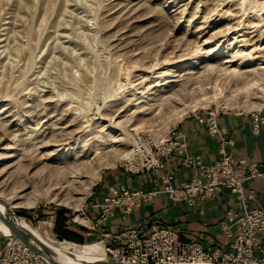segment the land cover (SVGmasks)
<instances>
[{
	"label": "rangeland",
	"instance_id": "1",
	"mask_svg": "<svg viewBox=\"0 0 264 264\" xmlns=\"http://www.w3.org/2000/svg\"><path fill=\"white\" fill-rule=\"evenodd\" d=\"M263 104L264 0H0V188L28 194L13 218L91 256L108 239H60L57 212L82 234L104 174L194 113Z\"/></svg>",
	"mask_w": 264,
	"mask_h": 264
},
{
	"label": "built area",
	"instance_id": "2",
	"mask_svg": "<svg viewBox=\"0 0 264 264\" xmlns=\"http://www.w3.org/2000/svg\"><path fill=\"white\" fill-rule=\"evenodd\" d=\"M220 112L192 114V118L205 125L207 132L221 136L217 124ZM254 133L264 131V104L248 112ZM181 157V165L194 170L189 181L179 188L184 192L189 205L210 199L222 190L232 193L239 209H227L219 221L223 236L218 245L203 246L194 237L181 239L177 228L154 222L148 228L128 226L112 236L104 231L105 239L114 238L117 244L104 245V259H114L127 264H264V208L249 206L255 199L254 189L248 184L254 180L264 183V163L236 159L223 153L216 161L206 163L187 149L186 135L173 128L165 141L150 153V160L139 169L140 173L162 169L173 156ZM173 174L167 171L161 176L164 192L173 195ZM158 190H129L123 185L111 187L98 204L99 222L105 223L117 207L130 213L145 202L152 201ZM88 219V217L85 215ZM90 224V220L88 219ZM91 231L97 227L88 225ZM0 264H43L21 241L0 232Z\"/></svg>",
	"mask_w": 264,
	"mask_h": 264
},
{
	"label": "crops",
	"instance_id": "3",
	"mask_svg": "<svg viewBox=\"0 0 264 264\" xmlns=\"http://www.w3.org/2000/svg\"><path fill=\"white\" fill-rule=\"evenodd\" d=\"M217 124L221 131L220 137L210 135L205 125L192 117L182 121L177 129L185 133L188 151L206 163L220 159L223 153L240 160L264 163V131L257 134L252 131L248 113L222 111L217 115ZM180 161L181 157L173 155L162 169L140 173L114 170L104 174L95 184L85 205V215L90 224L97 225L96 229L91 231L89 226L85 225L82 227V234L77 231L78 227L71 231L82 238L83 234L94 233L101 237L100 234L104 231L115 236L128 226L137 225L146 229L150 224L158 222L177 228L181 239L194 237L203 246L218 245L223 239L219 231V221L227 209H239L240 205L235 196L227 190L220 191L213 198L189 205L179 186L182 182L190 180L194 170L182 166ZM167 171L173 174L171 185L176 189L173 195L162 191L164 185L161 176ZM248 184L255 193V199L249 202V206L264 208V183L254 180ZM118 185H123L129 190L159 192L152 201L141 204L130 213H124L121 207H117L108 221L101 223L98 219V204L111 187ZM107 242L117 244L114 238L108 239Z\"/></svg>",
	"mask_w": 264,
	"mask_h": 264
},
{
	"label": "bare ground",
	"instance_id": "4",
	"mask_svg": "<svg viewBox=\"0 0 264 264\" xmlns=\"http://www.w3.org/2000/svg\"><path fill=\"white\" fill-rule=\"evenodd\" d=\"M228 62H230V60H228ZM251 70H253V68L245 70L244 73H247ZM111 128H114V127H111ZM75 135L76 133H73L69 139L67 138L65 140H56L55 142L52 141L54 144H52L51 146H53L54 149L48 155L49 156L59 155V152L61 151V149H63V147L66 146L71 141L70 139L73 138ZM113 141L115 140L113 139ZM54 159H56V157ZM58 163L56 162V164ZM2 173H3V170L1 169L0 174L2 175ZM23 190H24V187L22 186L14 187V188H11L10 190H7L5 186L1 187L0 188V213H5V210H7L8 207L9 209H11V207L13 206L14 207H21V206L29 207L30 205H32L31 201H29L28 194L22 193ZM15 220L38 241L45 255L54 261L65 263V264H78L82 262H89V261L100 260V259L105 258L104 257V245L99 255L91 256L87 254L85 251L83 252V251H79L75 249L68 242H60V241L58 242L53 236H51L48 229L46 228L30 226L29 224H26L25 222L17 218H15ZM0 229L3 231L2 233H8L7 228L1 222V220H0Z\"/></svg>",
	"mask_w": 264,
	"mask_h": 264
},
{
	"label": "water",
	"instance_id": "5",
	"mask_svg": "<svg viewBox=\"0 0 264 264\" xmlns=\"http://www.w3.org/2000/svg\"><path fill=\"white\" fill-rule=\"evenodd\" d=\"M7 206V205H6ZM8 207V206H7ZM12 210L7 208L5 213H0V220L7 228V237H14L21 241L43 264H65L54 261L42 251L38 241L11 216ZM78 264H127L114 259H100Z\"/></svg>",
	"mask_w": 264,
	"mask_h": 264
},
{
	"label": "trees",
	"instance_id": "6",
	"mask_svg": "<svg viewBox=\"0 0 264 264\" xmlns=\"http://www.w3.org/2000/svg\"><path fill=\"white\" fill-rule=\"evenodd\" d=\"M66 211L61 210L56 213L55 215V221L53 225V231L54 233L60 238L64 240L74 241L78 243H82L83 239L79 235L75 234L71 230L67 229L65 227V216Z\"/></svg>",
	"mask_w": 264,
	"mask_h": 264
}]
</instances>
